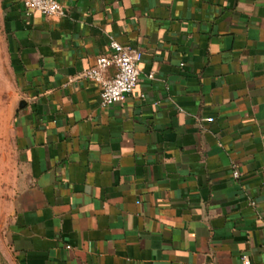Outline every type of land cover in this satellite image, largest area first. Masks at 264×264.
Listing matches in <instances>:
<instances>
[{
  "label": "crops",
  "instance_id": "obj_1",
  "mask_svg": "<svg viewBox=\"0 0 264 264\" xmlns=\"http://www.w3.org/2000/svg\"><path fill=\"white\" fill-rule=\"evenodd\" d=\"M59 1L1 0L17 264H264V0ZM111 39L140 78L102 106Z\"/></svg>",
  "mask_w": 264,
  "mask_h": 264
},
{
  "label": "built area",
  "instance_id": "obj_2",
  "mask_svg": "<svg viewBox=\"0 0 264 264\" xmlns=\"http://www.w3.org/2000/svg\"><path fill=\"white\" fill-rule=\"evenodd\" d=\"M26 14L35 12L44 15H62L65 13L59 0H20ZM142 52L134 47L124 45L115 39L109 42V52L96 58L95 64L85 71L84 76L100 86V103L102 106L120 102L135 90L140 78ZM114 69L113 75L108 74ZM153 77V73L148 75ZM212 121L213 118H207ZM237 178L238 171L233 173ZM244 264H250L244 257Z\"/></svg>",
  "mask_w": 264,
  "mask_h": 264
},
{
  "label": "rangeland",
  "instance_id": "obj_3",
  "mask_svg": "<svg viewBox=\"0 0 264 264\" xmlns=\"http://www.w3.org/2000/svg\"><path fill=\"white\" fill-rule=\"evenodd\" d=\"M15 100L14 74L0 0V264H17L9 244V222L15 192V161L12 147V116Z\"/></svg>",
  "mask_w": 264,
  "mask_h": 264
}]
</instances>
